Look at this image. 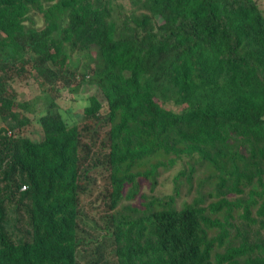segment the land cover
I'll list each match as a JSON object with an SVG mask.
<instances>
[{
  "label": "trees",
  "instance_id": "trees-1",
  "mask_svg": "<svg viewBox=\"0 0 264 264\" xmlns=\"http://www.w3.org/2000/svg\"><path fill=\"white\" fill-rule=\"evenodd\" d=\"M32 75L96 93L75 123L50 103L32 139L27 104L8 90ZM10 122L0 264H264L256 0H0V124ZM176 164L172 194L154 196ZM23 183L28 230L13 243L5 205ZM84 203L99 223L84 222Z\"/></svg>",
  "mask_w": 264,
  "mask_h": 264
},
{
  "label": "rangeland",
  "instance_id": "rangeland-1",
  "mask_svg": "<svg viewBox=\"0 0 264 264\" xmlns=\"http://www.w3.org/2000/svg\"><path fill=\"white\" fill-rule=\"evenodd\" d=\"M256 1L264 12V0ZM69 89L70 87L64 86L61 83H58L54 88L47 86L41 87L39 85V78L36 75L27 76L20 82L17 80L10 81L8 90L14 92L18 102L27 104V110L19 109L30 121L28 125L22 128V134L32 139H38L40 137L41 129L36 119L40 114L44 113L50 103L53 104V107L58 110L65 121L68 123L77 122L78 115L82 113L83 108L87 105L89 96L96 93V89L92 86L83 85L77 94L70 93ZM9 125H11V122L6 125L0 124V127L5 126L9 128ZM180 168L181 165L176 164L173 168L165 170V172L158 177L154 196L172 194V180ZM24 185L23 183L22 186ZM0 186L2 187L1 184ZM22 186L18 190L16 197L12 198L11 202L5 205L6 220L3 226L4 234L6 238L13 243L20 242L23 239L22 237L25 236V232L28 230L26 213L23 209L18 210V206H20L18 204L26 192V190L22 189ZM140 192L149 195V187H143ZM21 202V208L23 205L27 204L26 200ZM82 212L84 222L89 223L95 220L99 223L96 211L89 209L88 204L84 203L82 205ZM101 235H103V232H100V230L94 234L90 233L91 239L94 240L100 239Z\"/></svg>",
  "mask_w": 264,
  "mask_h": 264
},
{
  "label": "built area",
  "instance_id": "built-area-1",
  "mask_svg": "<svg viewBox=\"0 0 264 264\" xmlns=\"http://www.w3.org/2000/svg\"><path fill=\"white\" fill-rule=\"evenodd\" d=\"M22 189H23V190H25V189H26V187H25V186H22Z\"/></svg>",
  "mask_w": 264,
  "mask_h": 264
}]
</instances>
